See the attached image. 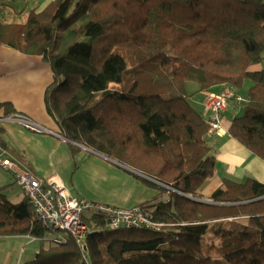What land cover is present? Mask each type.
<instances>
[{"label": "trees", "instance_id": "obj_1", "mask_svg": "<svg viewBox=\"0 0 264 264\" xmlns=\"http://www.w3.org/2000/svg\"><path fill=\"white\" fill-rule=\"evenodd\" d=\"M0 46L49 65L46 111L64 139L158 183L142 180L157 194L137 207L159 231L110 230L94 215L85 255L71 238L46 240L25 194L14 204L0 188V238L40 241L24 264H264V184L223 178L212 204L187 198L216 173L191 102L200 92L251 82L227 136L264 161V69L251 70L264 61L262 0H56L0 22ZM0 148L31 171L1 138Z\"/></svg>", "mask_w": 264, "mask_h": 264}, {"label": "crops", "instance_id": "obj_2", "mask_svg": "<svg viewBox=\"0 0 264 264\" xmlns=\"http://www.w3.org/2000/svg\"><path fill=\"white\" fill-rule=\"evenodd\" d=\"M8 1L10 0H1L0 7L15 9L14 6L16 7V3H19V7L24 6L25 8L22 10L35 9L36 12H41L48 4L56 0H11V5H9ZM260 69L261 66H258L251 70L259 71ZM56 83L57 79L49 65L43 62L40 57L23 55L8 47L0 46V117L8 116L3 107V105H8L12 113L26 115L50 130L59 131L57 124L47 113L45 106L46 93ZM222 88L221 86H216L209 91L219 93ZM202 98V93H199L191 99L192 104L199 112L202 109ZM240 112H242V106L234 103L230 104L222 117V128L224 131L227 132L230 123L240 115ZM24 131L14 123H0V138L4 141L6 147L23 153L31 171L36 176L44 180L54 179L61 182L74 197L84 200L90 199L95 204V201H97V204L112 206L108 202L87 197L86 192L74 183L75 177L79 179V176L90 174H94L97 180L100 176L105 179L106 174L103 164H99L95 158L85 159L83 162L75 161L77 155L73 153L69 145L65 146V144L55 142L50 138H53L51 135L33 137L27 135V133L35 134ZM207 141L215 155L216 173L215 177L208 181L201 191L198 192L201 200H204L202 198L209 200L211 194L221 186L223 178L243 182L247 177H252L259 183L264 184V161L253 156L237 141L226 135L210 137ZM32 144L36 150L30 148ZM69 159L74 160V169L79 168L78 172L76 171L77 173L74 171L72 173V168L68 163ZM120 167L135 175L139 181L147 179L153 182L131 168L123 165ZM85 171H87L86 174ZM110 172L113 171L111 170ZM10 175L15 182L14 176L11 173ZM118 175H122V173L118 172ZM112 176L113 173H111ZM124 186L127 189L124 192V197L130 200L136 199L137 201L129 203L123 208H134L143 202L151 200L146 189L139 182L134 184L132 188L130 187L131 185L129 187H127V184ZM148 191L149 196H153L152 198L156 196L157 192Z\"/></svg>", "mask_w": 264, "mask_h": 264}, {"label": "built area", "instance_id": "obj_3", "mask_svg": "<svg viewBox=\"0 0 264 264\" xmlns=\"http://www.w3.org/2000/svg\"><path fill=\"white\" fill-rule=\"evenodd\" d=\"M262 1L264 4V0ZM229 101L238 104L247 103L245 97L237 95L234 90H230L227 87L218 95L208 94L206 96L204 106L205 112L209 111L211 115L207 118L211 135L223 133L222 129H220L222 113ZM6 121L21 125L27 131L35 134H48L62 138L61 135L49 131L26 115L15 114L8 119L0 117V123ZM0 167L15 177L16 183L20 186L32 206L39 224L47 231L57 234L53 241L65 243L66 238H71L84 255L87 254L85 240L89 233V226L85 220L90 221L91 216L102 217L106 227L110 230L146 229L159 231L162 228L161 224L148 218L140 207L132 209L115 208L89 203L84 199L74 197L64 184L54 179L44 180L36 176L32 171L9 159L7 152L1 148ZM84 213L88 215H84Z\"/></svg>", "mask_w": 264, "mask_h": 264}, {"label": "rangeland", "instance_id": "obj_4", "mask_svg": "<svg viewBox=\"0 0 264 264\" xmlns=\"http://www.w3.org/2000/svg\"><path fill=\"white\" fill-rule=\"evenodd\" d=\"M8 3H10L9 5H11V3H12L11 0L8 1ZM16 5H17L16 7L14 6L15 9L0 7V22L1 23H8V24L20 23V24H22L26 21L27 14L30 10L29 9L22 10L25 8H24V6L19 7V3H16ZM31 57H35V56H31ZM261 68L264 69V61L261 64ZM191 86H192V88H195L196 85L192 84ZM221 87H223V88L219 93H213V92H210L209 90L200 92V93H202V96H203L202 101H201L202 109L200 111V114H201L203 120H205L206 123L208 124L207 135L209 138L210 137H222L225 135L227 136V132L224 131L222 128V123H221L220 129H222L223 133H219V135H211L210 134V132H209L210 127H209V122L207 119L210 115V112L209 111L205 112V106H204V103L206 101V96L208 94L209 95L220 94L226 86L221 85ZM249 87H251V82L247 80V81H245L242 89H240L238 91H236L230 87H227V88H230V90H234V92L237 95L245 97L244 95L247 94V89ZM188 88H189V86H188ZM189 89H190L189 93H192L193 89H191V88H189ZM194 97H196V95ZM194 97H192V98H194ZM245 99L247 100V103H245V104H238L236 102H231L232 100L229 101L226 108L224 109V112L227 108H229L230 104H232V103L239 105V106H243V105L248 104V99L246 97H245ZM223 113H222V117H223ZM15 114H18V113H12L11 115L5 116V118L8 119ZM21 115H23V114H21ZM240 115H241V112H240ZM6 122H11V121H6ZM11 123H13V122H11ZM14 124H16V123H14ZM16 125H18V124H16ZM18 126L21 129L25 130L24 132L27 131L26 129L23 128V126H21V125H18ZM43 127L46 128L45 126H43ZM46 129H48V128H46ZM48 130L52 131L55 134L61 135L60 130L59 131H54V130H50V129H48ZM27 132H30V131H27ZM30 133H32V132H30ZM33 134H35V133H33ZM27 135L36 137L39 135H48V134L32 135V134L27 133ZM50 138L52 140H54L55 142H58L60 144H65V146H68L67 143H69L73 147H76L78 149V152L75 153V155H77L75 161L83 162L85 159L95 158L96 160H98L99 164H101V165L103 164V166L105 167V174H106L105 179H103V177L100 176V178H98V180H97L94 177V174L79 176L80 177L79 179L77 177H75L76 180H74V183L76 185H79V187L86 192V194L88 195L87 197L94 198L95 200H98V201L108 202L115 208L116 207L123 208V207H126V205L129 203H134L135 201H137L136 199L130 200L129 198L126 199L124 197L125 196L124 192L127 190L126 187L124 186L126 184H127V187H129L131 185L130 187L132 188L134 186V184L139 182L141 185H143L142 187L144 189H146V191L148 193V197H151L150 198L151 200L153 199L152 198L153 196H151V195L149 196L148 190H152L154 193L157 192V191H155L154 187H152L150 185H146L142 181H139L138 179H136L135 175H133L132 173H128L126 169L120 167V166H122V164L115 161L114 159H110V158H107L103 155L95 153L93 151H90L89 149L85 148L84 146L70 142V141L64 139L63 137L62 138H57V137L55 138V136H53V138L52 137H50ZM30 148L36 150V148L33 144L30 146ZM7 156H8V154H7ZM13 162H15V161H13ZM68 163L72 168V173H73V171L78 172L79 168L74 169V167H73V165H74L73 159H69ZM19 165H21V164H19ZM22 167H24V166H22ZM111 170L113 172H110ZM118 172H121L122 175H118ZM86 173H87V171H85V174ZM111 173H113L112 177H111ZM78 180H80V181H78ZM155 184L158 185L157 182H155ZM2 187L3 188L6 187L5 189H3V193L6 195L7 199L11 203L17 204L23 199L24 192L22 191L20 186L16 183V180L14 182L12 180V176L10 175V172L8 173L7 170L0 167V188H2ZM200 191L201 190H199V192ZM187 198L190 200H195V202H199V203L202 202V203H206V204H212L210 198H209V200H206L205 198H202L204 200H201V197L199 195H198V197L188 196ZM85 201H87L89 203H93V200H90V199L85 200ZM95 202H96V204L98 203L97 201H95ZM143 203H145V202H143ZM123 209H132V208H123ZM84 215H88V214L84 213ZM87 225H88V223H87ZM56 236H57V234L47 231V236L45 239L46 240H53L56 238ZM39 246H40V241L33 240L32 238H28V237L0 238V264H24L26 262L32 261L34 259L35 253L38 251Z\"/></svg>", "mask_w": 264, "mask_h": 264}, {"label": "water", "instance_id": "obj_5", "mask_svg": "<svg viewBox=\"0 0 264 264\" xmlns=\"http://www.w3.org/2000/svg\"><path fill=\"white\" fill-rule=\"evenodd\" d=\"M195 201V200H194ZM197 201V200H196ZM202 203V202H201Z\"/></svg>", "mask_w": 264, "mask_h": 264}]
</instances>
